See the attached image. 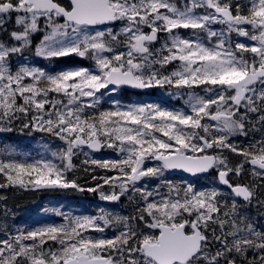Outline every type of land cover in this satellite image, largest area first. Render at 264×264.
<instances>
[{"label": "snow or ice", "instance_id": "snow-or-ice-1", "mask_svg": "<svg viewBox=\"0 0 264 264\" xmlns=\"http://www.w3.org/2000/svg\"><path fill=\"white\" fill-rule=\"evenodd\" d=\"M29 54L89 63L47 71ZM154 88L182 106L119 98ZM16 121L60 144L31 162L0 155V188L135 208L54 210L60 223L6 231L0 264H264V226L245 211L264 208V0H0V133ZM105 148L117 158L84 151ZM80 154L102 183L69 176ZM176 172L214 174L225 190L173 182Z\"/></svg>", "mask_w": 264, "mask_h": 264}, {"label": "trees", "instance_id": "trees-1", "mask_svg": "<svg viewBox=\"0 0 264 264\" xmlns=\"http://www.w3.org/2000/svg\"><path fill=\"white\" fill-rule=\"evenodd\" d=\"M216 27L218 28L219 26ZM27 62L31 66L43 67L47 71H58L62 68L71 67L73 65L84 66L88 65L89 63L88 61L81 60L78 57L61 58L59 60L49 62L43 60L42 58L35 57L32 54H29V60ZM147 95L130 94L128 91H126L119 98L123 103H153L151 100L144 99V97ZM162 95L163 94L159 93L156 94V104H160V102L163 100ZM108 106L109 105L107 104L104 105V107ZM31 139H38L40 143L43 142V144H47L50 147L60 144V141L47 136V134L37 132L29 133L28 130L21 131L19 127V121H16L14 131L5 132L3 137L0 138V155L5 154L7 150H12L15 154H17L16 158H27L31 161L33 159L32 154L29 152V148L32 146ZM52 150H55V148L53 147ZM84 151L88 152L91 158H117L115 152L112 149H107V151L110 152L108 154H106V149H102L100 153L90 152L88 149H85ZM43 154L48 155L47 153ZM38 157L39 156L35 158ZM87 158L88 157L83 154L75 157L74 163L77 165V168L73 173H69V176L77 179V182L84 188H89L96 185L97 183H102L101 181L93 180L92 177L105 174L103 169L93 165L83 164L82 161ZM230 158L232 159L233 163H236L240 160V157H236L232 154H230ZM86 168L90 170L85 171ZM3 182L4 178L0 177V183ZM105 188H107V186H105ZM199 188L206 189L204 187ZM51 203L55 205L61 204L64 206L65 210L70 209L72 212H76L77 215H95L99 214V210L101 208L105 209L106 211L111 209L109 205H106L100 201L98 193L87 191L79 192L74 189L33 191L21 189L19 187L0 188V238L4 237L6 231L14 234L18 229L35 227L34 224L36 222V218L40 212ZM115 208L116 210H114L115 213L113 214L130 215L134 211L135 203L123 197L115 206ZM245 211L257 222L258 225L264 226V208L258 207L254 202L250 207L246 208ZM48 217H43L41 221L46 222Z\"/></svg>", "mask_w": 264, "mask_h": 264}, {"label": "flooded vegetation", "instance_id": "flooded-vegetation-1", "mask_svg": "<svg viewBox=\"0 0 264 264\" xmlns=\"http://www.w3.org/2000/svg\"><path fill=\"white\" fill-rule=\"evenodd\" d=\"M213 27H216L215 25ZM36 43H39V38L36 39ZM128 91V90H127ZM130 94H140V95H147L144 97L146 100H151L153 103H157V96L156 94H163V100L160 102L161 106L164 107H181L182 106V101L175 99L171 96L168 95V93L165 90H158L156 88L149 90L148 92H130ZM166 105H165V104ZM227 155L230 156V153H226ZM169 176V179H171L173 182L176 183H186V182H192L194 183L197 187H204L206 189L212 188V187H218L220 190H225L224 186L219 185L218 181L214 179V174H203L200 178L188 176L185 174H182L180 172L172 173V174H167ZM241 182H247L251 183L253 178L250 177L249 175L245 174L239 178ZM149 186L153 187L157 183H159L158 180L156 179H150L148 181ZM123 198V197H122ZM120 202V201H119ZM117 202L114 205L109 206L112 210H116L115 206L119 203ZM115 213V211H114Z\"/></svg>", "mask_w": 264, "mask_h": 264}, {"label": "rangeland", "instance_id": "rangeland-1", "mask_svg": "<svg viewBox=\"0 0 264 264\" xmlns=\"http://www.w3.org/2000/svg\"><path fill=\"white\" fill-rule=\"evenodd\" d=\"M5 133V132H4ZM4 133H0V138L3 137ZM32 140V146L29 148V152L32 154V158H35L37 156H39L40 154H43L44 153V145L43 142L40 143L37 140H34V139H31ZM106 149V154L110 153L109 151H107V148ZM85 150V149H84ZM18 159V158H17ZM29 160V159H28ZM29 162H31L29 160ZM61 210L63 212H68V213H71L73 215H77L76 212H72L70 209H66L64 208V206H62L61 204H58V205H55V204H50V205H47L46 208H44L40 214L38 215V217L36 218V222L34 224L35 227L37 226H40V225H44V224H50V223H60L61 222V217L59 216H56L55 215V211L54 210ZM109 212L111 213H114V210L110 209L108 210ZM51 215V216H50ZM45 216H49L46 220V222H42L41 219Z\"/></svg>", "mask_w": 264, "mask_h": 264}, {"label": "water", "instance_id": "water-1", "mask_svg": "<svg viewBox=\"0 0 264 264\" xmlns=\"http://www.w3.org/2000/svg\"><path fill=\"white\" fill-rule=\"evenodd\" d=\"M150 89H148V90H143V91H141V90H135V89H128V91H130V92H148ZM102 151V150H101ZM101 151H99V152H101ZM96 153H98V152H96ZM182 174H185V175H188V176H190L189 174H187V173H182ZM42 190H47V189H40V190H33V191H42ZM102 203H104V204H106V205H114V204H116L117 202H107V201H102V200H100Z\"/></svg>", "mask_w": 264, "mask_h": 264}]
</instances>
